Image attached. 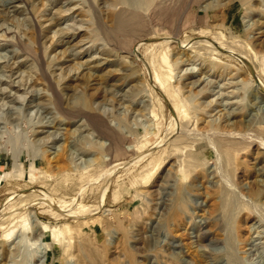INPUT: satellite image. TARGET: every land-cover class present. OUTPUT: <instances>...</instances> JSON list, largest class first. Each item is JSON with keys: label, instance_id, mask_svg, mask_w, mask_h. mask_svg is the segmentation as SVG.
Here are the masks:
<instances>
[{"label": "rangeland", "instance_id": "1", "mask_svg": "<svg viewBox=\"0 0 264 264\" xmlns=\"http://www.w3.org/2000/svg\"><path fill=\"white\" fill-rule=\"evenodd\" d=\"M0 264H264V0H0Z\"/></svg>", "mask_w": 264, "mask_h": 264}, {"label": "bare ground", "instance_id": "2", "mask_svg": "<svg viewBox=\"0 0 264 264\" xmlns=\"http://www.w3.org/2000/svg\"><path fill=\"white\" fill-rule=\"evenodd\" d=\"M119 14H120V12H119ZM133 16H134V15H133ZM121 17H122V16H121ZM121 17H120V18L117 17L118 19H116V17H115V19L118 21V22H116V23H118L117 26L120 25V26H123V27H124V26H126V24L128 23V22H127L128 19L126 18V19H127V20H126V19H124V17H122V18H121ZM130 18H131V17H130ZM115 19H114V20H115ZM116 20H115V21H116ZM131 20H133V19H131ZM129 21H130V20H129ZM133 22H135V21H133ZM134 24H136V23H134ZM134 24H132V25L129 24V25H130L129 27L133 26ZM133 27H134V26H133ZM124 28H126V27H124ZM127 28H128V27H127ZM118 29H119V28H118ZM131 29H132V28H131ZM119 30H120V29H119ZM123 30H125V29H123ZM223 48H224V47H223ZM214 49H215V48H214ZM216 49H217V48H216ZM210 50H211V49H210ZM215 51H216V50H215ZM219 51H220V50H219ZM225 51H227V50H225ZM221 52L223 53V51H221ZM217 53H218V52H217ZM215 55H217V54H215ZM218 55H219V54H218ZM3 106H4V105H3ZM75 109H76V108H75ZM88 115H89V114H88ZM92 116H93V115H92ZM94 122H95V121H94ZM96 122H97V121H96ZM97 123H98V127L100 126V129H101V128H105V129H106V132L109 133V137H108V139L110 140V141H109V142H110V143H109L110 145H109V147H107V151L109 150V151H114V152H119V151H122V152H123V145H124L123 143H124V141H125V139L123 138V136H122L119 132H117L114 128L109 127V126L107 125L108 123L106 124V123L102 120V118H101V120L99 119V121H98ZM97 123H96V124H97ZM92 124L94 125V123H92ZM96 126H97V125H95L94 127H96ZM98 131H100V130H97V132H98ZM103 131H104V129L102 130V133H103ZM105 136H106V135H105ZM106 137H107V136H106ZM48 142H49V140L46 141V143H48ZM44 143H45V142H44ZM64 147H65V146H63V149H64ZM63 149H62V151L65 150V149H64V150H63ZM50 151H51V150H50ZM50 151L47 150V149H45V152H43V153H44V154H43V159H44V161H45L47 164H51V160H54V159H56V161H57L58 163H60V160L63 159V158H58V156H59V157H64V158H65V156H63L64 154L62 155V154H60V153H58V154L56 153V154H57V155H56L55 153H53V154H55V157H54V159H52L53 157H52V158L48 157V153H49ZM60 151H61V150H60ZM60 151H58V152H60ZM62 151H61V153H62ZM109 151H108V152H109ZM108 152H107V153H108ZM64 153H65V152H64ZM111 153H112V152H111ZM59 154H60V155H59ZM109 154H110V153H109ZM65 160H66V159H64L63 162H62V161H61V162H62V163H65V162H64ZM62 163H61V164H62ZM51 165H52V164H51ZM56 165H57V164H56ZM54 166H55V165H53V168H54ZM62 166H63V165H62ZM65 166H66V165H65ZM57 167H58L59 169L65 168L64 166L61 168L60 165L57 166ZM57 167H56V168H57ZM58 168H57V169H58ZM59 169H58V170H59ZM55 170H56V169H55ZM58 170H57V171H58ZM55 172H56V171H55ZM26 196H27V195H26ZM20 197H21V196H20ZM27 197H28V196H27ZM22 198H23V197H22ZM17 199H18V198H17ZM23 200H24V199H23ZM13 201H14V200H13ZM25 201H26V200H25ZM30 201H31V200H30ZM16 202H17V201H16ZM27 202H28V201H27ZM31 203H32V202H31ZM16 204H17V203H16ZM33 204H34V203H33ZM13 205H14V204H13ZM31 205H32V204H31ZM24 206L26 207V205H24ZM29 206H30V205H29ZM13 207H14V206H13ZM21 207H22V206H21ZM64 207H65V206H64ZM67 207H68V205H67ZM80 207H81V206H79V209H80ZM89 207H90V206H89ZM33 208H34V207H33ZM72 208H73V207H72ZM77 208H78V207H77ZM82 208H83V207H82ZM95 208H96V207H95ZM23 209H27V208H23ZM70 209H71V208H70ZM84 209H86V208L84 207ZM88 209H89V208H88ZM88 209H87V210H88ZM91 209H94V208H91ZM11 210H12V209H11ZM14 210H15V209H14ZM14 210H13V211H14ZM73 210H74V209H73ZM66 211H67V210H66ZM74 211H75V210H74ZM77 211H78V210H77ZM14 212H15V211H14ZM19 212H20V211H19ZM64 212H65V211H64ZM17 213H18V212H17ZM11 214H12V213H11ZM3 227H4V226H3Z\"/></svg>", "mask_w": 264, "mask_h": 264}]
</instances>
